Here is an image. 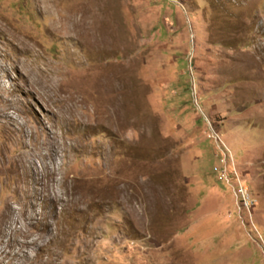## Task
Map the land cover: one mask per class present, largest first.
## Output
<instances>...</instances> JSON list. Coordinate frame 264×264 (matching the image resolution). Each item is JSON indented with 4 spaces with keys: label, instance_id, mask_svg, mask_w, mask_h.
I'll return each instance as SVG.
<instances>
[{
    "label": "rangeland",
    "instance_id": "1",
    "mask_svg": "<svg viewBox=\"0 0 264 264\" xmlns=\"http://www.w3.org/2000/svg\"><path fill=\"white\" fill-rule=\"evenodd\" d=\"M0 264H264V0H0Z\"/></svg>",
    "mask_w": 264,
    "mask_h": 264
},
{
    "label": "built area",
    "instance_id": "2",
    "mask_svg": "<svg viewBox=\"0 0 264 264\" xmlns=\"http://www.w3.org/2000/svg\"><path fill=\"white\" fill-rule=\"evenodd\" d=\"M236 192L239 198L238 200L241 202V205L244 208L249 209V207L252 206V201L251 198L247 196L245 189L243 190L242 187H237Z\"/></svg>",
    "mask_w": 264,
    "mask_h": 264
}]
</instances>
